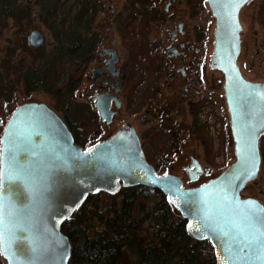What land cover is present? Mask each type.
<instances>
[{
	"label": "water",
	"instance_id": "1",
	"mask_svg": "<svg viewBox=\"0 0 264 264\" xmlns=\"http://www.w3.org/2000/svg\"><path fill=\"white\" fill-rule=\"evenodd\" d=\"M248 1L250 0L247 2L239 0L238 6H234L236 0H207L215 18L214 47L210 66L224 76L223 90L234 140L235 160L217 177L206 183L187 188L181 176L159 174L147 161L136 129L131 123H125L112 136L90 147L102 155L103 159L83 162L74 157L78 153H87L88 149L83 150L79 144L75 143L63 118L52 107L42 102H28L17 105L12 110L4 124L0 141L8 137L9 130L26 134L35 129L42 133L41 136H33L36 143L45 142L53 147L63 148L67 155L66 161L53 158L45 162L46 167L56 170L50 178V191L46 193L49 209L44 216V223L49 229V234L41 239L42 258L37 264L70 263L72 241L62 231V226L89 195L99 191L114 193L121 186L137 185L154 188L166 196L171 205L186 220L190 235L210 242L215 264H246L247 258L252 255L249 248L243 245L237 248L233 244V251L229 254L224 242L228 237L220 238L217 231L211 228L206 229L203 217L207 214L212 218L209 223L214 224L219 221L227 230L231 227L233 218L239 220L246 211L241 202L251 200L264 206L257 198L242 196L246 185L255 180L259 174L262 162L259 143L264 136V128L260 126L261 118L264 117V100L253 95L249 97L250 107L242 106L243 98L248 93L264 92V82L245 78L238 64L242 47L240 12ZM44 43L45 36L40 30L34 29L29 33L31 48H38ZM113 57L114 60L115 56ZM113 60L110 61L111 64ZM100 70L97 69V72ZM97 72L96 69L93 70V82L97 79ZM93 100L102 121L106 123L112 121L115 113L111 109L112 101L117 108L121 106L120 98L114 93L95 95ZM249 110L252 115H245ZM246 124L250 126L247 129ZM97 146L101 147L97 148ZM3 147L4 144L0 143V148ZM245 160L248 161L247 167L256 171L252 179L245 174ZM63 164H66V167H61ZM185 170L188 172L190 181H195L201 174L209 172L196 159H193ZM22 175L25 176L30 187L37 189L40 187L39 174L33 175L31 170H28L22 172ZM229 180L232 181L233 187L226 189ZM222 189L227 191V200L223 199L225 191ZM13 200L17 208L21 209L13 218L15 221L20 222L24 227L39 221L42 207L39 197L33 200L22 188L20 195ZM197 228L199 232L196 231ZM17 234L26 235V233ZM0 257L4 264H14L15 260L25 259L22 256L6 255L2 244H0Z\"/></svg>",
	"mask_w": 264,
	"mask_h": 264
},
{
	"label": "rangeland",
	"instance_id": "2",
	"mask_svg": "<svg viewBox=\"0 0 264 264\" xmlns=\"http://www.w3.org/2000/svg\"><path fill=\"white\" fill-rule=\"evenodd\" d=\"M38 1L40 0H21V7H28L30 13V17L25 20V48L22 47L23 42H21V40L18 41L16 31L17 28H15L16 26L9 24L5 27L0 37V48L2 49L0 52V64L5 61L6 58H9L10 61H12L10 71H5L3 74L6 80H11L17 85V90L13 94L11 103L5 106L3 102H0V135L9 114L17 105L28 102H42L46 103L50 107H54V99L49 93L39 90L27 95L25 94L22 86V74L24 70L38 63L36 62V59L40 54L38 49L45 48L46 51H50L52 44L56 41L53 32L44 22L45 16L41 15V4L38 3ZM95 2H98L97 4L101 8L102 12L98 14L96 23L94 22V24H96L95 29H99L98 24L100 22L106 23L108 21L110 13L107 12V7L111 3L118 4L119 6L116 12L112 14L114 18V25L111 26L113 31L118 30L117 27L122 24L121 20H117L119 19V17L117 18V15L122 10L125 0H101V2L99 0L93 1V3ZM101 3H103L104 7ZM80 6V1L67 0L64 10L61 9L57 12V20L60 21L63 16L70 19ZM68 10H70L69 14L67 13ZM209 10L210 9L206 1L202 2V5H199L198 7V16L196 17V20L201 27H203L202 18L208 20L211 19ZM162 12V5L157 6L155 9L151 7L149 12L150 16L148 17L150 28L145 29V32H147V37H145L147 39L144 41L142 37H135V40H133L135 42H142V44H145L148 52L153 50V56H151V58H158L161 55L160 49L162 47L164 49L167 45L164 40L166 36L164 27L167 23L169 26H172L173 24V20L171 19L173 18L174 13L168 16L167 23L166 21L162 23L157 22L162 18ZM126 14H128V12L124 15ZM142 19L143 17H141V20ZM141 20L138 24H134V30H137L136 27H139L141 22L143 23ZM240 21L242 23L243 30L241 34L242 47L238 64L245 78L251 81L264 82V0H251L242 9ZM34 29H38L44 34L45 43L38 48L31 49L29 46V33ZM212 29L213 26L211 27V30ZM115 35L118 36L117 33H115ZM118 42V48H116L119 50V54L124 58H127V52L124 50L125 46L119 45L121 42L120 38ZM9 45L17 46V48L14 49L12 56L8 55V51H11L8 48ZM149 48L152 49L150 50ZM207 48L209 55L212 50V41H209ZM149 61V59L142 60L139 66H135L133 70L134 80L138 81L133 92L132 101L129 100V96L127 98L126 92L119 95L122 99V106L119 109H116L117 113L114 120L109 125L100 122L98 114H96V121L93 120L92 122L89 121L88 123H85L87 126V132L84 131L85 136L82 139V143L84 144V142L87 141L84 146L89 147L93 143L113 135L125 123H132L135 126L137 133L140 135V138H143L145 132L150 133L149 135L155 136L154 142L149 144L147 142V144L150 147L149 152L153 156V164L158 172L161 174L172 173L180 175L183 178L185 187L198 186L221 173L235 160L234 140L231 133L230 117L223 90L224 76L218 70L211 72L208 69L210 77L212 73V78L215 79L216 90L214 91V95L212 97L215 102H213L209 97H205V100H201L199 103L198 109H196L197 113H193V115H191L190 110L188 109L186 113H182V108L180 109V113H182V115L176 116L175 112H173V116H175L172 118V122L176 124L175 122L178 121L177 124H183V130L174 129V131L166 133V129H170L171 124L163 118L164 115L162 116V120L160 122L156 118V112H154L153 121L147 127H144L139 121V115L142 114L147 107L153 108L155 105L159 104L157 102H153L154 97L158 98L159 101V95L166 100L164 101V112L161 107L157 109V112L161 109L160 111L163 113L166 112L165 116L169 117L168 111L171 109L172 105H174L173 102H170V100L173 101L175 98L174 95L177 92V90L173 89V91L168 87V82H166L168 78H166L165 75H163L162 81L159 79L157 76L158 71H154L155 69L159 70V65H155V69L154 67L145 68L143 66ZM173 72V78H175L177 74L175 75V71ZM89 74L90 70L88 68L84 77L85 79L75 94L74 100L76 102L91 103L83 96V92L90 89L89 81L86 79V76ZM80 93H82V96H80ZM91 108L93 112L96 111L93 106H91ZM58 112L62 115L60 111ZM100 130L103 134L98 136V133L101 132ZM199 130L202 132L199 133ZM157 132L163 133L160 141L156 134ZM186 138L188 139L184 141ZM179 139L182 140L180 141ZM263 140L264 136L260 141L262 162L258 177L246 186L245 190L242 192V196L257 198L264 204ZM188 154H192L200 161L202 166L207 167L210 170V174L208 176L202 175L199 180L191 182L187 177V173L183 170L184 165H187L190 161ZM114 196L115 198H121L119 193ZM114 196L104 193L99 204L103 206L106 200L113 199ZM152 203H154V201L148 200L147 202L148 206ZM109 213L110 211L106 212L107 215H109ZM0 262L4 264L1 257ZM122 264H131L130 257L128 255H126Z\"/></svg>",
	"mask_w": 264,
	"mask_h": 264
},
{
	"label": "trees",
	"instance_id": "3",
	"mask_svg": "<svg viewBox=\"0 0 264 264\" xmlns=\"http://www.w3.org/2000/svg\"><path fill=\"white\" fill-rule=\"evenodd\" d=\"M77 1L79 9L70 19L63 16L60 21L57 12L64 10L67 0L38 1L44 22L56 41L50 51L38 49V63L24 70L22 86L27 95L39 90L49 93L75 141L82 143L85 123L96 121L97 116L91 105L76 102L73 94L81 83L94 43V38L84 41L81 34L91 30L95 10L94 0ZM29 17V9L21 7V0H0V37L9 24L16 26L18 41L25 48V20ZM8 48V55L12 56L17 46ZM10 65L9 58L0 64V102L5 106L17 90V85L3 74L10 71ZM122 195L121 203L109 215L99 210L95 196H89L63 224L62 231L72 241L69 264H122L126 255L131 264L216 263L209 241L195 240L189 234L186 220L160 191L139 185ZM148 200L154 203L148 206Z\"/></svg>",
	"mask_w": 264,
	"mask_h": 264
},
{
	"label": "flooded vegetation",
	"instance_id": "4",
	"mask_svg": "<svg viewBox=\"0 0 264 264\" xmlns=\"http://www.w3.org/2000/svg\"><path fill=\"white\" fill-rule=\"evenodd\" d=\"M94 1H98V0H94ZM99 1L101 2V0H99ZM204 1H206L207 5H208L207 0H125V3L123 5L122 10L117 15V18L119 17V19H117V20H121L122 25H119L117 27L118 30H115V31H113L111 29V26L114 25V18L112 16V14H114L116 12V10L118 9L119 6H118V4H111L110 3L107 7V12L110 13V15L108 16V21L106 23L100 22L98 24L99 29H95L96 24H94V25H92L91 30L82 32L81 35H82V39L84 41H86L89 38H94V43L90 47L91 54H90V57H89L87 64H86L87 67H86L85 73L82 77L81 83L79 85V87H80L81 84L83 83V81L85 79L84 78L85 74L87 73V70L89 68L90 74L86 76V79L89 81V88L90 89L83 92V96L85 99L89 100L92 104L89 102L88 103L82 102V103L91 105L96 109V111H94V113L98 114L100 122L106 123V122L102 121L99 111L94 106L95 102H94L93 98L95 97V95H102L104 93H107V94H113L114 93L118 98H120L119 95L121 93L126 92L127 98L129 96V100L132 101L133 92L135 90V87L137 86L138 80L135 81L134 75H131V73L134 72L133 70H134L135 66H139L141 61L146 60V59H149L150 61L147 62L143 66L145 68L154 67V69H155V65H159V70H157V69L154 70V71H158L157 76L162 81L163 75H165L166 78H168L166 81V82H168L167 83L168 87L172 90L173 89L177 90V92L174 95L175 98L173 99V101L170 100V102H173L174 105H172L171 109L168 111L169 117L165 116L166 112L163 113L164 112V106H165L164 101L166 99H163V97H161V95H159V101H158V98L154 97L153 102H157L159 104L156 103L157 105H155L153 108L147 107L144 110V112L139 115V121L141 122V124L144 127H147L148 125H150L152 123L153 118H154L153 117L154 112H156V118L160 122L162 120V116L164 115L163 118H165V120H167V122L169 124H171V128L166 129V131H165L166 133H170V132L174 131V129L175 130L180 129L182 131L183 130V126H182L183 124H180V123L177 124L178 121L175 122L176 124H174V122H172L173 121L172 118L175 116V115L173 116V112H175L176 116H179V115H182V113H186L187 109H188V110H190L191 115H193V113H195V114L197 113L196 109H198V106H199V103L201 102V100H205V97H209L213 102H215V100L212 98L214 95V91L216 90L215 79L212 78V73H211V77L209 75V70L211 72L216 70L210 66L211 58L213 55V47H214L215 18L212 15V12H211L209 5H208V7L210 9L209 11L211 14V19L208 20V19L202 18L203 27H201L197 23V20H196V17L198 16V7H199V5H202V2H204ZM250 1H248V3ZM97 3L96 2L94 3V10H95L94 22L95 23H96V19H97L98 14L101 12V8L98 6ZM101 4L103 6V3H101ZM161 5L163 6V12L161 13V17L163 18V21L161 18L157 22L162 23V22L166 21V23H167L168 22V16L171 15L172 13H174L173 18L171 19V20H173V24H172V26H169V24L167 23L164 27L165 32H166V36H165V39L164 38L163 39L165 40L167 45L164 49H163V47L161 48L162 50L160 49L161 55L158 58H151V56H153V50L148 52L145 44H142V42L141 43L135 42L133 40H135L134 39L135 37H142L144 41L147 39L146 38L147 32H145V29L150 28V22L148 21V17L150 16L149 12L151 10V7H153V9H155V8H157V6H161ZM246 5H244V7ZM242 9H241V11H242ZM126 12H128V14L124 15ZM240 14H241V12H240ZM141 17H143L142 20H141ZM174 19H175V21H174ZM140 20L143 21V23L141 22V24H139L140 26L136 27L137 30H134V26H135L134 24L135 23L138 24L140 22ZM212 26H213V29L211 30ZM127 29H129V30H127ZM242 30H243V26H242ZM115 33H117L118 36L115 35ZM241 34H242V31H241ZM119 38L121 40L119 45L125 46L124 50L127 52V58H124L123 56H121L119 54V50L117 49L118 48L117 44L119 43L118 42ZM209 41H212V50H211L210 54L208 55L207 44H209ZM31 49H35V48H31ZM113 55L115 56L114 60H113V58H114ZM111 60H113L112 64L110 63ZM95 69H96V72H97V69H101V70L99 72H97V79L95 82H93V70H95ZM173 71H175V75L177 74V76H175V78H173V76H174ZM173 79H174V81H173ZM172 81H173V83H172ZM79 87H78V89H79ZM77 90H76V92H77ZM76 92L73 94V99L75 97ZM80 96H82V93H80ZM120 100H121V106H122V99L120 98ZM159 107H161L163 112L160 111L161 109H159L157 112V109ZM52 108L63 118L64 122L66 123L62 111H60L62 113V115H61L58 112V110L55 108V102H54V107H52ZM119 108H117L115 105V102L112 101L111 109L114 110L115 113L113 115L112 121L110 123H106L107 125H109L113 122L114 117L117 113L116 109H119ZM181 108H182V110H181L182 113H180ZM127 123H129V122H127ZM99 126H100V123H99ZM67 127H68V125H67ZM68 129H69V127H68ZM85 131H87V130L85 129ZM70 132H71V130H70ZM71 134H72V132H71ZM102 134H103V132L101 131L98 133V136H100ZM149 134L150 133L145 132L143 138H140L139 134H138V137L140 139L141 147L144 151V154H145L147 161L150 164H152L154 166V168L156 169L155 165L153 164V161H152L153 156L149 152L150 147L148 145L149 143L154 142L155 136L149 135ZM156 134H157L159 141H160V138L163 135V133L157 132ZM72 136L74 139L73 134H72ZM109 137H107V138H109ZM107 138H105V139H107ZM105 139H103V140H105ZM187 139L188 138H186L184 141H186ZM103 140H101V141H103ZM179 140L181 141L182 139H179ZM74 141H75V139H74ZM101 141L93 143L89 147L84 146L87 141H85L84 144L83 143H77L76 141H75V143L79 144L83 148V150H87L90 147H92L93 145H95ZM147 142H148V144H147ZM259 148H260V143H259ZM188 157H189L190 161L188 162L187 165H184V167H183V170L187 173V177H188V172H187V170H185V167H188L192 163L193 159H196L200 163V161L197 158H195L192 154H188ZM201 166H202V164H201ZM202 167H204V166H202ZM156 171H157V169H156ZM208 171H209L208 174L203 173L199 176V178L202 175L208 176L210 174V170L208 169ZM158 173L161 174L160 172H158ZM163 174H172V173H163ZM218 175L210 178L209 180L217 177ZM199 178L197 180H199ZM197 180H195V181H197ZM209 180H207L206 182H208ZM195 181H191V182H195ZM206 182H204V183H206ZM137 186H139V185H137ZM141 186H143L144 188H151V187L144 186V185H141ZM194 187H196V186H194ZM130 188L131 187L121 186L114 193L99 191V192H97L95 194H91L89 196L90 197L91 196L96 197L97 207L99 208V210L102 213L106 214V212L111 211V209L114 206H116V205L119 206V204L121 203V201L123 199L122 192L127 191ZM187 188H191V187H187ZM245 188H244V190H245ZM152 189H154V188H152ZM154 190H156V189H154ZM104 193H107V194L112 195V196L117 195L119 193L121 195L120 196L121 198H118V197L115 198V196H114L113 199L106 200L104 202V205L101 206L99 204V202H100L101 197ZM89 196L87 197V199L89 198ZM245 198H254V197H245ZM87 199L84 201V203L87 201ZM186 229H187V222H186ZM194 239L199 240L196 238H194Z\"/></svg>",
	"mask_w": 264,
	"mask_h": 264
},
{
	"label": "snow or ice",
	"instance_id": "5",
	"mask_svg": "<svg viewBox=\"0 0 264 264\" xmlns=\"http://www.w3.org/2000/svg\"><path fill=\"white\" fill-rule=\"evenodd\" d=\"M238 2L239 0H236L234 6H238ZM242 2H247V0H242ZM253 95L264 100V92L253 91L243 98V107H250L249 97ZM245 115H252V112L249 110ZM260 126L264 128V117L261 118ZM249 127V125H245L246 129ZM41 135L42 133L35 129L28 131L26 134L9 130L8 137L4 141H0L4 144V147L0 148V244L3 245L6 255L25 257L24 260H15L14 264H37L41 260V239L49 234V229L44 223V216L49 209L46 193L50 191V178L56 170L46 167L45 162L53 158L60 161L67 160L65 149L53 147L45 142L36 143L33 140V136ZM99 147L101 146H97V148ZM21 156H23V159H21ZM74 158L87 162L103 159L104 157L90 148L87 153H78ZM244 163L245 174L249 179L254 178L256 171L247 167V160ZM61 167H66V164L61 165ZM28 170H31L33 175H40V187L38 189L30 187L25 176L22 175V172ZM235 178L238 179L239 177ZM232 187V181L229 180L226 189ZM22 188L28 192L33 200L39 197L42 206L39 221L31 223L29 227H24L20 222L13 219L16 213L21 210L17 208L13 198L20 195ZM222 190L225 191L223 199L227 200V191ZM241 203L246 211L240 216L239 220L233 218L231 227L227 230L219 221L214 224L209 223L212 218L207 214L203 217L204 227L217 231L220 238L228 237L224 242L229 254L233 251V244L237 248L243 245L248 247L250 253H252L247 258L246 264H264V206H260L257 202L251 200ZM225 223H228V221H225ZM196 231L199 232V228ZM17 233H26V235H18ZM253 245L256 247L253 248Z\"/></svg>",
	"mask_w": 264,
	"mask_h": 264
}]
</instances>
